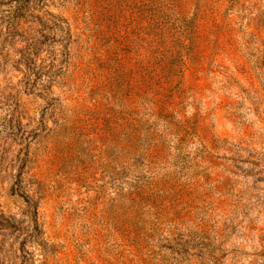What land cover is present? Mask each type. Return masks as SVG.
<instances>
[{"label":"rangeland","instance_id":"374dc122","mask_svg":"<svg viewBox=\"0 0 264 264\" xmlns=\"http://www.w3.org/2000/svg\"><path fill=\"white\" fill-rule=\"evenodd\" d=\"M35 3L74 43L0 56V264H264V0Z\"/></svg>","mask_w":264,"mask_h":264},{"label":"trees","instance_id":"16d2710c","mask_svg":"<svg viewBox=\"0 0 264 264\" xmlns=\"http://www.w3.org/2000/svg\"><path fill=\"white\" fill-rule=\"evenodd\" d=\"M37 4L35 0H0V6L7 7L0 13V34L6 40L17 38L21 30L28 34V37L17 43L19 49L8 52L1 49L0 56H8L16 51L15 58H18L19 65L24 66L23 70L28 71V75L34 74L31 66L37 57L45 55L49 65L54 66L61 58H69L74 43L68 19L46 10L39 11ZM33 217L31 233L38 239L40 227L36 213Z\"/></svg>","mask_w":264,"mask_h":264}]
</instances>
